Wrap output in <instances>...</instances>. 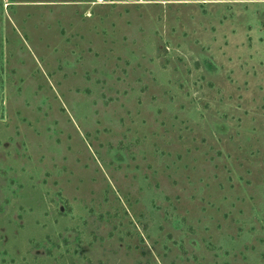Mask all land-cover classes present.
I'll list each match as a JSON object with an SVG mask.
<instances>
[{
    "label": "rangeland",
    "instance_id": "obj_1",
    "mask_svg": "<svg viewBox=\"0 0 264 264\" xmlns=\"http://www.w3.org/2000/svg\"><path fill=\"white\" fill-rule=\"evenodd\" d=\"M0 264H264V0H0Z\"/></svg>",
    "mask_w": 264,
    "mask_h": 264
}]
</instances>
